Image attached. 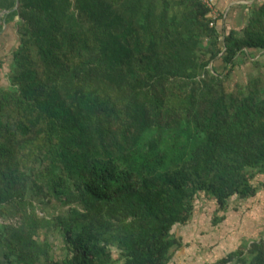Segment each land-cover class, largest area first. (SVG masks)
Returning a JSON list of instances; mask_svg holds the SVG:
<instances>
[{"label":"trees","instance_id":"16d2710c","mask_svg":"<svg viewBox=\"0 0 264 264\" xmlns=\"http://www.w3.org/2000/svg\"><path fill=\"white\" fill-rule=\"evenodd\" d=\"M212 10L20 0L7 15L19 41L0 84V264H170L199 197L217 225L258 193L264 74L232 75L264 51V2L229 31ZM47 202L61 210L40 215ZM215 264H264V236Z\"/></svg>","mask_w":264,"mask_h":264},{"label":"rangeland","instance_id":"374dc122","mask_svg":"<svg viewBox=\"0 0 264 264\" xmlns=\"http://www.w3.org/2000/svg\"><path fill=\"white\" fill-rule=\"evenodd\" d=\"M226 30L230 29L226 27ZM1 35H6L7 39L4 38V42L7 47H2L0 52V84L7 86L10 84L8 75L19 35L14 28L4 30ZM251 55L242 58V64L232 75L234 82L246 83L249 77L260 72L264 74V51L255 50ZM256 59L261 63L258 66L254 63ZM212 65L220 71L223 69L220 59ZM263 181L264 175H259L256 179L259 190L255 196L249 199L232 198L225 218L217 225L213 224L217 209L216 202L206 195L199 197L196 201L195 213L189 223L176 225L173 229V233L182 238L183 247L174 253L170 264H215L219 258L240 247L245 241L263 237L264 187H261ZM59 210L61 208L53 202L39 204L38 207L40 215L52 216ZM218 214L222 215L223 212ZM51 240L54 242V253L59 257L62 256L65 253V244L61 234L55 232L51 235Z\"/></svg>","mask_w":264,"mask_h":264},{"label":"crops","instance_id":"0c3cea01","mask_svg":"<svg viewBox=\"0 0 264 264\" xmlns=\"http://www.w3.org/2000/svg\"><path fill=\"white\" fill-rule=\"evenodd\" d=\"M213 3V16L218 17L223 14L219 21L221 28H238L241 27L248 16L250 8L260 0H211ZM16 9V0H0V24L4 23L3 31L10 28V24L5 23L7 15ZM2 31V32H3ZM0 32V52L2 47H7L4 42L6 35ZM5 44V45H4ZM5 51V50H4ZM4 70V69H3Z\"/></svg>","mask_w":264,"mask_h":264},{"label":"built area","instance_id":"2783aa9c","mask_svg":"<svg viewBox=\"0 0 264 264\" xmlns=\"http://www.w3.org/2000/svg\"><path fill=\"white\" fill-rule=\"evenodd\" d=\"M205 3H207L212 9L214 8L213 3L211 0H203ZM213 12V10H212Z\"/></svg>","mask_w":264,"mask_h":264},{"label":"water","instance_id":"95a60500","mask_svg":"<svg viewBox=\"0 0 264 264\" xmlns=\"http://www.w3.org/2000/svg\"><path fill=\"white\" fill-rule=\"evenodd\" d=\"M19 4H20V0H16V8H18Z\"/></svg>","mask_w":264,"mask_h":264}]
</instances>
